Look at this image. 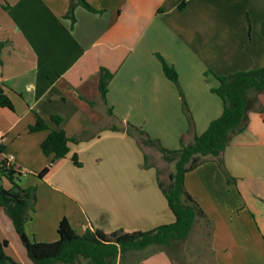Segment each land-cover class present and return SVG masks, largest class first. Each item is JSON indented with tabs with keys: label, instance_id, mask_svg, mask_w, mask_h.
Listing matches in <instances>:
<instances>
[{
	"label": "crops",
	"instance_id": "crops-1",
	"mask_svg": "<svg viewBox=\"0 0 264 264\" xmlns=\"http://www.w3.org/2000/svg\"><path fill=\"white\" fill-rule=\"evenodd\" d=\"M69 1L0 0V84L12 102L0 108V162L12 155L18 184L36 185L25 234L54 241L63 217L79 234L171 223L157 165L149 159L154 165L142 166L149 148L113 126L141 127L173 148L202 133L223 109L212 91L216 76L264 65V0H186L182 9V0H85L97 11L76 5L73 24ZM160 57L175 69L177 83ZM100 68L111 73L104 98ZM258 98L263 110L249 113L247 127L224 151L233 181L212 160L184 177L211 221L215 264H264V92ZM35 113L71 138L66 156L52 164L53 155L41 149L49 130H29ZM53 114L62 118L59 125ZM0 238L9 256L34 264L1 206ZM125 253L127 264H177L153 246ZM125 253L111 261L120 263Z\"/></svg>",
	"mask_w": 264,
	"mask_h": 264
},
{
	"label": "trees",
	"instance_id": "trees-1",
	"mask_svg": "<svg viewBox=\"0 0 264 264\" xmlns=\"http://www.w3.org/2000/svg\"><path fill=\"white\" fill-rule=\"evenodd\" d=\"M186 0L179 3L182 9ZM82 5L90 11L97 10L91 7L85 0H70L66 17L71 23L75 22L74 8ZM261 31L264 36V21ZM5 42L0 41V53ZM165 75L177 83L175 69L160 57ZM111 73L100 68L99 92L105 97L108 81ZM218 85L212 88L222 100L221 114L213 119L208 127L200 134L194 133L191 140L180 141L178 149H167L160 144L158 139L152 138L141 127L127 124L121 127L113 126V129H125L133 136L143 149L152 148L160 152L167 161H174V171L168 174V183L160 178L161 171L156 168L159 188L167 199L168 206L175 219L171 223L161 224L150 230L125 231L121 228L105 232L99 228H87L79 234L63 217L58 222L54 241H30L24 225L31 218L36 202V185L21 187L17 178L20 172L10 165L6 167L4 161L0 162V206L11 219L14 229L25 247L27 257L34 264H109L118 255L131 250H141L155 247L156 250L167 251L170 247L185 240L194 226L203 220L209 227V237L212 231L211 221L202 210L198 202L191 196L184 185L186 172L194 169L205 161H215L224 173L228 183L233 181L224 163V151L234 135L242 132L248 125L251 111L261 112L263 106L258 94L264 92V65L251 69L236 71L227 75L216 76ZM12 108V102L6 94L4 84H0V108ZM185 111H188L183 101ZM50 120L59 125L62 118L59 115H51ZM30 131L49 130L47 136L41 142L42 151L52 154L54 160L66 156L69 151L68 142L71 141L62 129H51L45 120L35 113V122L29 126ZM2 147V146H1ZM0 147V148H1ZM150 157L145 153L144 166L154 165L149 162ZM76 165H80L76 155L72 157ZM39 171L38 177H42L50 168V165ZM6 181L9 185L5 186ZM8 241L0 238V264H21L8 255L6 248Z\"/></svg>",
	"mask_w": 264,
	"mask_h": 264
},
{
	"label": "rangeland",
	"instance_id": "rangeland-1",
	"mask_svg": "<svg viewBox=\"0 0 264 264\" xmlns=\"http://www.w3.org/2000/svg\"><path fill=\"white\" fill-rule=\"evenodd\" d=\"M155 139L157 138L155 137ZM160 144L164 146L161 140ZM165 148L170 150L178 149L173 147ZM147 152L150 156V161L154 162L160 169L163 182H165V184L168 183V174L174 171V161L165 160L162 154L152 148L147 149ZM143 164V168H148V166H144ZM3 184L8 186L7 182H3ZM209 240V227L205 222H203V220H199L193 230L189 233L188 237L185 240L178 242L175 247L167 249V252L177 264H215ZM124 258H127V253L123 255V259L118 264H127V261H125ZM109 264L114 263L111 261Z\"/></svg>",
	"mask_w": 264,
	"mask_h": 264
},
{
	"label": "built area",
	"instance_id": "built-area-1",
	"mask_svg": "<svg viewBox=\"0 0 264 264\" xmlns=\"http://www.w3.org/2000/svg\"><path fill=\"white\" fill-rule=\"evenodd\" d=\"M3 142H4V136H3V134H0V147L3 145ZM12 159H13V156L12 155H8L6 157V159L3 160L4 161V165L6 167H9L10 165H12L11 164Z\"/></svg>",
	"mask_w": 264,
	"mask_h": 264
}]
</instances>
